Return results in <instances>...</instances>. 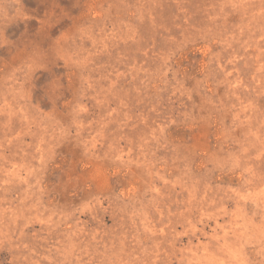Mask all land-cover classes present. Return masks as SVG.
Segmentation results:
<instances>
[{
    "label": "rangeland",
    "instance_id": "rangeland-1",
    "mask_svg": "<svg viewBox=\"0 0 264 264\" xmlns=\"http://www.w3.org/2000/svg\"><path fill=\"white\" fill-rule=\"evenodd\" d=\"M0 264H264V0H0Z\"/></svg>",
    "mask_w": 264,
    "mask_h": 264
}]
</instances>
